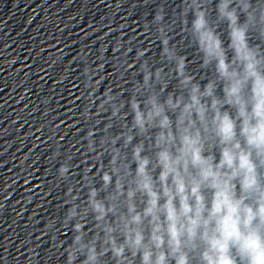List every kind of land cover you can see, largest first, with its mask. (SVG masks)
I'll list each match as a JSON object with an SVG mask.
<instances>
[{
  "label": "clouds",
  "instance_id": "obj_1",
  "mask_svg": "<svg viewBox=\"0 0 264 264\" xmlns=\"http://www.w3.org/2000/svg\"><path fill=\"white\" fill-rule=\"evenodd\" d=\"M144 31L159 55L128 45L119 85L98 94L81 72L84 154L78 179L73 156L56 169L54 248L63 264H264V0L161 3Z\"/></svg>",
  "mask_w": 264,
  "mask_h": 264
}]
</instances>
